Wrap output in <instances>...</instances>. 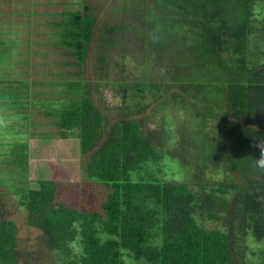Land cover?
Returning a JSON list of instances; mask_svg holds the SVG:
<instances>
[{"label":"trees","instance_id":"16d2710c","mask_svg":"<svg viewBox=\"0 0 264 264\" xmlns=\"http://www.w3.org/2000/svg\"><path fill=\"white\" fill-rule=\"evenodd\" d=\"M85 1L63 24V42L75 45L83 69L99 28ZM116 10L120 20L101 33L120 57L118 81L110 52L100 59L109 82L125 100L135 91L145 101L156 89L163 105L194 118L197 140L186 132L168 155L164 130L145 132L136 119L108 128L92 82L77 80L70 88L78 99L57 114V128L65 138L78 131L100 211L68 206L54 180L32 188L22 176L6 189L41 231L35 250L23 254L0 186V264H264V169L254 162L264 141V0H118ZM215 126L221 142L209 136ZM169 158L185 173L193 167L192 179L167 181ZM221 168L223 179L209 178Z\"/></svg>","mask_w":264,"mask_h":264},{"label":"rangeland","instance_id":"374dc122","mask_svg":"<svg viewBox=\"0 0 264 264\" xmlns=\"http://www.w3.org/2000/svg\"><path fill=\"white\" fill-rule=\"evenodd\" d=\"M117 1H85L99 20L98 33L93 41L92 54L83 69V75L76 77L71 74L69 75V80L76 78L80 80L82 78L84 81L86 79L88 82H92L95 90L93 99L100 111L105 114L108 128L111 124L124 119L141 120L145 132H156L157 134V132L164 130L166 132L164 139H167L166 152L167 154L168 151L175 152L181 146L180 143L186 132L190 135L192 134L191 139L197 140V128L194 118L180 108L174 107L173 104L169 106L163 105L161 93L156 89L148 93L145 101H142L135 91H131L125 100L121 93L120 85L117 82H109V77L105 73L106 68L100 60L105 51L110 52L112 55L110 76L114 81L120 80V78L115 79L120 77L118 69L121 68L119 66L120 57L117 55L118 51H113V48H106L103 45V36L101 34L106 25L115 24L120 20L121 16L116 10ZM83 2L84 0H18V4L21 6V14L25 15L20 19L27 20L33 24L38 21L42 22L41 27L35 28L38 33L36 39L38 42L44 40L55 41L56 38L54 36L49 39L50 37L48 36L45 38V34L59 32L60 28L55 26L48 28L44 23L47 21L61 23L64 20H68V18H71L69 16L71 13L84 10ZM7 7L15 8L14 5H8ZM34 11L36 14H33ZM46 14L53 15V18L47 19ZM54 14L57 16L54 17ZM22 28L26 27L22 26ZM30 29L33 30V26ZM22 32L24 31H21V37ZM27 35L30 36L26 33ZM114 35L110 34V36ZM30 38L31 40L34 39L32 34ZM134 67H136L135 63L127 67L129 70L128 77L135 75L136 69ZM72 70V68H69L68 72L78 73L77 70ZM69 90L66 86L60 87L58 96L55 97L56 104L51 106L54 119L47 118L43 120L38 117L35 121V123L41 124L38 128H28L27 124L19 122L20 120L15 124L13 122L3 123L2 120L0 122V186H2L5 198L9 203L8 210L12 215L11 218L19 227L18 247L23 254L35 250L41 231L27 224V212L20 207L18 196L12 193L10 189H6L18 184L22 180V176L26 178L29 175L32 188H38L39 180H54L59 184L61 200L68 206L89 213L100 211L102 195L99 191V186L87 174L89 158L82 153L80 141L76 136L78 131L69 132L66 138L59 136L57 114L63 108L68 107V102H74L75 100L68 94ZM139 104H143L146 107L143 114H139ZM16 107L18 108V106ZM20 113L23 114V112ZM52 121L54 122L53 126L49 127L48 125ZM166 125L167 128H165ZM159 135L157 134V136ZM219 135L217 126L209 131V136L216 139L215 142H221L223 137L220 138ZM27 140H32L33 155L32 157L30 156V161H28L27 154L24 151L20 152V148L24 147L20 143ZM196 148L192 147L193 150ZM169 160L167 181L182 182L192 179L193 167L185 173V170L182 171L179 161L173 158H169ZM208 176L214 180H221L225 175L221 168L220 170L209 169ZM209 225L213 224L209 223ZM251 259L252 262L258 263L259 257L256 256ZM128 262L136 264L133 260H128Z\"/></svg>","mask_w":264,"mask_h":264},{"label":"crops","instance_id":"0c3cea01","mask_svg":"<svg viewBox=\"0 0 264 264\" xmlns=\"http://www.w3.org/2000/svg\"><path fill=\"white\" fill-rule=\"evenodd\" d=\"M8 5H14L15 8L7 7ZM33 14H36L35 11ZM24 16L18 0H0V122L2 120L3 123L15 124L20 120L28 128H38L41 125L35 123L38 117L43 120L54 119L51 106L56 104L55 97L58 96L60 87H68V94L74 101L78 99V95L70 88L78 79L69 80V75H82L83 68L78 65L75 45L63 42L65 20L61 23L46 20L45 26L59 27L60 31L45 34V38L48 36L49 39L54 36L55 41L38 42L35 28L41 27L42 22L29 23L20 19ZM46 16L47 19L53 18V15ZM55 16L57 15L54 14ZM32 26L33 30L30 29ZM21 31H24L22 37ZM25 32L30 36H26ZM31 34L33 40L30 38ZM69 68L78 73H69ZM70 103L73 102H68V105ZM53 123L50 122L48 126L52 127ZM31 141L20 144H28V149L24 151L33 155Z\"/></svg>","mask_w":264,"mask_h":264},{"label":"clouds","instance_id":"9594fccd","mask_svg":"<svg viewBox=\"0 0 264 264\" xmlns=\"http://www.w3.org/2000/svg\"><path fill=\"white\" fill-rule=\"evenodd\" d=\"M256 147L259 149V158L254 159L255 167L259 169H264V141L258 140Z\"/></svg>","mask_w":264,"mask_h":264}]
</instances>
